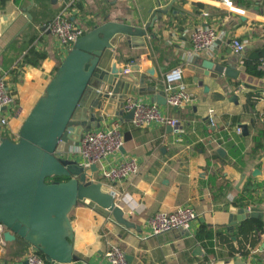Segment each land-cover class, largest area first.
Returning a JSON list of instances; mask_svg holds the SVG:
<instances>
[{"label": "crops", "instance_id": "0c3cea01", "mask_svg": "<svg viewBox=\"0 0 264 264\" xmlns=\"http://www.w3.org/2000/svg\"><path fill=\"white\" fill-rule=\"evenodd\" d=\"M64 9L84 33L109 21L145 30L130 43L119 41L112 59L115 70L127 68L125 74L137 79L123 82L128 98L157 103L165 73L176 66L191 95L179 108L157 103L161 113L181 122L180 133L166 124L134 127L125 116L108 115L100 123L117 119L123 138V147L107 162L133 158L138 173L113 185L97 173L92 177L119 195L116 203L133 227L117 223L90 201L77 202L68 215L74 264H108V244L119 246L130 264H264V68L258 67L264 62V0H0V78L20 109L1 111L9 121L0 125L1 138L17 141L22 121L72 48L40 28ZM201 25L214 27L218 38L196 55L190 33ZM234 38L245 42L240 55L231 48ZM196 57L229 66L235 74H217L214 68L209 75L194 74L187 65ZM255 64L259 75L249 70ZM180 206L197 215L187 230L151 234L150 215ZM233 208H254L259 215L229 226ZM202 225L221 238L197 239ZM31 248L18 237H2L0 264H24Z\"/></svg>", "mask_w": 264, "mask_h": 264}, {"label": "water", "instance_id": "95a60500", "mask_svg": "<svg viewBox=\"0 0 264 264\" xmlns=\"http://www.w3.org/2000/svg\"><path fill=\"white\" fill-rule=\"evenodd\" d=\"M143 36L144 29L110 21L84 33L22 121L17 141L0 139V223L5 226L4 240L18 237L42 253L46 261L74 264L68 215L82 200L110 212L117 223L133 227L116 204L115 192L90 181L79 162L67 156L82 133L97 128L108 115L132 118V111L124 114L122 109L129 94V89L122 91V86L137 79L125 74L124 69L115 70L112 59L119 41L130 43L134 37ZM212 68L217 74H235L229 66L214 65L199 57L194 65H187L188 70L202 75H209ZM156 102L164 105V95H157ZM240 128L246 132L245 125ZM89 171L96 173V166L91 165ZM258 215L254 208H233L229 226Z\"/></svg>", "mask_w": 264, "mask_h": 264}, {"label": "built area", "instance_id": "2783aa9c", "mask_svg": "<svg viewBox=\"0 0 264 264\" xmlns=\"http://www.w3.org/2000/svg\"><path fill=\"white\" fill-rule=\"evenodd\" d=\"M203 15L207 16V13H203ZM40 28L52 33L61 46L68 48L72 47L77 39L84 34L81 28L75 26L66 17L65 9L60 11L50 22L41 25ZM217 38L218 33L216 29L206 25L197 26L190 33L191 43L196 55L211 47ZM230 45L233 52L237 55L242 54L245 50V42L237 38L232 39ZM258 67L263 69L264 62L261 61ZM127 71V68L124 69V73ZM163 81V95L167 106L179 108L191 102V95L183 82V73L179 66L167 71ZM15 106V98L1 77V126L5 127L9 122L8 115H3L1 111L6 109L7 113L8 111H13L18 114L20 109H17ZM122 109L124 113L133 112L130 122L134 127H149L153 123H158L169 125L177 133L183 131L181 122L178 119L170 117L168 114L161 113L157 103H146L139 99L128 98L123 103ZM213 116V109H209L208 119L210 125H214ZM237 131L240 132V128ZM122 147L123 138L120 132V124L117 119H114L99 125L95 129L84 131L78 145L71 149L70 154L81 158V161H78L77 158L76 160L87 171L90 181H94V179L92 177L93 174H90L89 168L91 165H95L97 168L96 173L100 176V180L108 185H113L131 179L138 173V164L133 158H125L115 164L107 162L108 157L118 152ZM83 201L89 202V200ZM196 217L197 215L192 207L180 206L168 213L159 212L150 215L147 218V225L151 230V234L154 235L171 230H187L190 223ZM4 231L5 226L0 223V240L3 237ZM105 257L108 264H130L125 252L114 244H108ZM25 261L26 264H56L54 261H46L33 247L26 254Z\"/></svg>", "mask_w": 264, "mask_h": 264}, {"label": "trees", "instance_id": "16d2710c", "mask_svg": "<svg viewBox=\"0 0 264 264\" xmlns=\"http://www.w3.org/2000/svg\"><path fill=\"white\" fill-rule=\"evenodd\" d=\"M249 70H251L250 72L254 73L255 75H259V74H261V72L257 69V65H256V64H255V65H252V67H251ZM54 180H55V181H63V180H65V178H55ZM258 226H259V224H258ZM214 236H217V237H220V238H221L222 235H221V233H215V234H214V232L211 230L210 227H208V226H206V225H202V226L199 228L196 237H197V239H199V240L207 239V240L211 241L212 238H214ZM225 239H226V237H225ZM226 240H227V239H226ZM227 241H228V240H227ZM209 245L211 246V245H212V242H209ZM211 247H212V246H211ZM229 251H230V253H233V252L235 251V249H233V248H229ZM209 253H213V251H209ZM38 254H39L42 258H44V256H43L42 253L38 252Z\"/></svg>", "mask_w": 264, "mask_h": 264}]
</instances>
